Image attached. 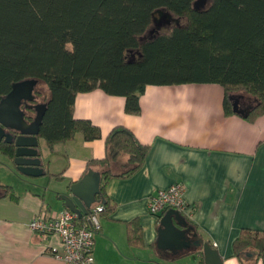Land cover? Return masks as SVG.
<instances>
[{"label":"crops","instance_id":"0c3cea01","mask_svg":"<svg viewBox=\"0 0 264 264\" xmlns=\"http://www.w3.org/2000/svg\"><path fill=\"white\" fill-rule=\"evenodd\" d=\"M239 96L232 97L234 103L249 107L252 99ZM125 104L123 97L102 90L78 94L75 117L91 121L102 137L86 141L77 134L52 149L40 137L44 175L18 172L16 183L0 179V264H68L51 253L60 249L59 238L34 233L28 224L43 209L50 215L67 209L59 197L90 169L102 176L97 162L105 158L106 138L117 126L131 129L149 151L136 173L107 180L104 201L92 206L105 207L93 264H205L202 247L180 254L171 245L158 247L165 213L151 215L148 204L158 190L174 183L184 186L189 207V213L176 211L196 239L218 251L222 264H260L254 254L242 262L233 244L244 229L264 232V115L253 123L226 115L218 84L148 86L139 115L128 114ZM0 156L11 160L1 150ZM111 167L118 172L121 163ZM130 223L140 226L137 244L128 241ZM176 224L185 229L182 222Z\"/></svg>","mask_w":264,"mask_h":264},{"label":"trees","instance_id":"16d2710c","mask_svg":"<svg viewBox=\"0 0 264 264\" xmlns=\"http://www.w3.org/2000/svg\"><path fill=\"white\" fill-rule=\"evenodd\" d=\"M159 9L185 25L142 38ZM25 80L38 81L37 99L47 104L38 139L50 149L77 134L102 137L91 121L75 117L77 95L95 90L123 97L125 111L139 115L148 86L218 84L226 115L244 117L233 111V96L252 99L244 118L253 123L264 115V0H0V102ZM22 109L32 122L36 111ZM105 143L97 162L104 168L100 203L107 180L136 173L149 151L124 126ZM0 150L14 159V144L2 142ZM113 163H121L118 172ZM140 240L139 224L130 223L128 241ZM233 253L264 264V232L242 230Z\"/></svg>","mask_w":264,"mask_h":264},{"label":"water","instance_id":"95a60500","mask_svg":"<svg viewBox=\"0 0 264 264\" xmlns=\"http://www.w3.org/2000/svg\"><path fill=\"white\" fill-rule=\"evenodd\" d=\"M37 80H25L13 85L12 91L0 102V144L2 142L14 144L16 150L13 164L16 170L24 175L39 177L44 175L41 154L39 152L38 135L47 110V104L35 107L36 116L32 122L25 118L26 112L22 109L34 108L27 102L35 99L34 90ZM235 113L246 116V111L240 109L238 103L233 106ZM102 176L92 169L77 183L68 187V193L59 198L70 211L79 216L87 215L101 194ZM182 222L181 229L176 223ZM158 247L171 245L174 253L180 254L184 249L202 247L205 255V264H222V258L217 250L209 244L201 243L196 239L193 229L182 219L180 212L171 209L161 219L158 229Z\"/></svg>","mask_w":264,"mask_h":264},{"label":"built area","instance_id":"2783aa9c","mask_svg":"<svg viewBox=\"0 0 264 264\" xmlns=\"http://www.w3.org/2000/svg\"><path fill=\"white\" fill-rule=\"evenodd\" d=\"M184 193L185 188L181 183L158 190L149 200V213L155 217L171 209L189 213ZM104 211L103 205H97L81 217L69 209L53 215L43 209L28 226L34 233L59 238L60 249L54 248V252H51L56 258L68 264H93L96 236L101 231L100 218Z\"/></svg>","mask_w":264,"mask_h":264},{"label":"rangeland","instance_id":"374dc122","mask_svg":"<svg viewBox=\"0 0 264 264\" xmlns=\"http://www.w3.org/2000/svg\"><path fill=\"white\" fill-rule=\"evenodd\" d=\"M208 2H210V0H206V3ZM185 23L186 19L175 16L172 12L168 11L167 9H159L155 12L152 24L142 38L146 39L158 33L170 32L172 27L185 25ZM38 84L36 85V87L38 86ZM39 90H42V93L46 96L47 94H49L47 88L44 85H41ZM43 100L44 97L41 96L40 101ZM10 161L8 159L4 161V159L2 160L0 156V179H5L6 181H12L16 183L18 182V179H20L18 177L19 173L14 167V164L12 163L13 160Z\"/></svg>","mask_w":264,"mask_h":264},{"label":"flooded vegetation","instance_id":"af4514ba","mask_svg":"<svg viewBox=\"0 0 264 264\" xmlns=\"http://www.w3.org/2000/svg\"><path fill=\"white\" fill-rule=\"evenodd\" d=\"M34 96H35V99L33 100V101H29V102H27V104H29V106H32V107H34V106H37V105H39V104H42L38 99H37V96H39V95H37L36 94V88H35V90H34ZM25 102L22 104V107H24L25 108ZM30 110H35V107L34 108H31ZM36 111V110H35Z\"/></svg>","mask_w":264,"mask_h":264}]
</instances>
